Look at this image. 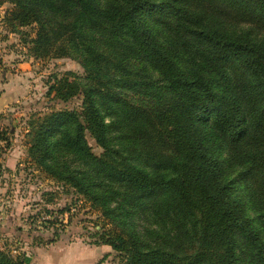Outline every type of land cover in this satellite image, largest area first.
Returning <instances> with one entry per match:
<instances>
[{"label": "trees", "instance_id": "obj_1", "mask_svg": "<svg viewBox=\"0 0 264 264\" xmlns=\"http://www.w3.org/2000/svg\"><path fill=\"white\" fill-rule=\"evenodd\" d=\"M5 1L34 58L84 69L50 86L80 104L32 119L28 154L100 211L92 243L120 264H264V0Z\"/></svg>", "mask_w": 264, "mask_h": 264}, {"label": "rangeland", "instance_id": "obj_2", "mask_svg": "<svg viewBox=\"0 0 264 264\" xmlns=\"http://www.w3.org/2000/svg\"><path fill=\"white\" fill-rule=\"evenodd\" d=\"M11 7L0 0V74L4 77L3 70L10 71L25 87L9 106L10 111L0 114L6 119L0 124V248L20 260L27 258L22 264H120L122 256L110 245L92 243L103 221L100 211L74 188L46 174L28 154L32 119L80 104V97L62 101L50 86L62 78L83 77L84 69L73 57L34 58L29 38L34 36L35 26L12 31L5 21ZM20 62L27 64L26 71L16 70ZM152 75L158 79L156 72ZM86 138L92 151L101 153L95 141L88 135ZM12 152L16 161L9 169L3 160ZM142 223L149 228L159 226Z\"/></svg>", "mask_w": 264, "mask_h": 264}, {"label": "crops", "instance_id": "obj_3", "mask_svg": "<svg viewBox=\"0 0 264 264\" xmlns=\"http://www.w3.org/2000/svg\"><path fill=\"white\" fill-rule=\"evenodd\" d=\"M17 71L19 69H24L26 71V65L23 62L17 63ZM25 65V66H24ZM15 70V71H16ZM5 71V76H1L0 74V114L2 112H5L6 110L10 111V105L13 102L17 101L18 96L21 94L23 91V86L20 81L21 78L16 79V76L13 77L10 74V71L3 70ZM25 72H20V74H24ZM25 87V86H24ZM5 118H0V124L2 125V122H5ZM15 152H12L11 154H6L5 159L3 160V164L5 163V166L9 169H13L15 166V157L13 156ZM105 249V245H103Z\"/></svg>", "mask_w": 264, "mask_h": 264}]
</instances>
